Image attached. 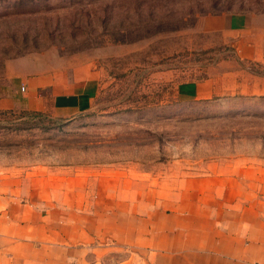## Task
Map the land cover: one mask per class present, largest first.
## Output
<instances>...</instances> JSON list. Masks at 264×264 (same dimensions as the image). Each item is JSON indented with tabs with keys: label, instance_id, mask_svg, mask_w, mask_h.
<instances>
[{
	"label": "rangeland",
	"instance_id": "rangeland-1",
	"mask_svg": "<svg viewBox=\"0 0 264 264\" xmlns=\"http://www.w3.org/2000/svg\"><path fill=\"white\" fill-rule=\"evenodd\" d=\"M232 13L264 14V0H0V95L44 72L100 87L78 116L0 108V176L55 174L62 187L75 176L96 193L142 185L146 198L218 162L264 157V83L251 79L264 67L224 64L228 45L203 48L221 38L212 18ZM211 70L247 74L209 101L176 96L179 81Z\"/></svg>",
	"mask_w": 264,
	"mask_h": 264
},
{
	"label": "crops",
	"instance_id": "crops-1",
	"mask_svg": "<svg viewBox=\"0 0 264 264\" xmlns=\"http://www.w3.org/2000/svg\"><path fill=\"white\" fill-rule=\"evenodd\" d=\"M212 19L220 27L207 30H222L221 38L205 50L228 45L233 56L224 64L264 67V14ZM217 72L179 81L176 96L209 101L225 93L233 76L247 74ZM99 93L92 78L17 76L0 95V108L78 116L94 107ZM1 178L0 264H264V157L218 162L199 176L179 178L165 195L152 188L146 198L142 185L96 193L75 176L66 187L55 174ZM113 251L124 252L116 263Z\"/></svg>",
	"mask_w": 264,
	"mask_h": 264
}]
</instances>
